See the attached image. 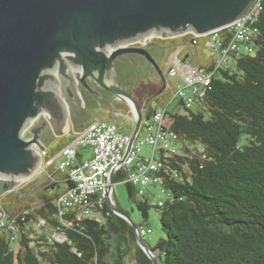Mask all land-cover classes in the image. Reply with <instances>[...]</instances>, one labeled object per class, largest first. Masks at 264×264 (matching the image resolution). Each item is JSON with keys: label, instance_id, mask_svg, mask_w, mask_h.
Returning <instances> with one entry per match:
<instances>
[{"label": "trees", "instance_id": "trees-1", "mask_svg": "<svg viewBox=\"0 0 264 264\" xmlns=\"http://www.w3.org/2000/svg\"><path fill=\"white\" fill-rule=\"evenodd\" d=\"M254 26L252 53L233 56V65L218 69L192 109L167 111L164 127L176 135L180 147L177 154L159 156L164 168L158 186L163 195L169 194L159 200L162 206L159 201L153 206L165 235L155 248L160 264H264V0ZM222 37L226 42L227 29ZM192 41L191 34L159 40L173 45ZM156 91L139 85L134 98L142 106ZM170 91L149 103L145 118L167 102ZM123 109L129 112L127 106ZM48 176L50 184L37 192V207L24 205L19 212L12 200H2L8 227L0 235V264H153L139 247L134 229L109 203L102 223L63 216L71 223L61 230L66 240L52 239L60 225L56 200L73 185L64 174ZM125 177V170H119L113 184ZM58 180L66 185L64 190ZM124 184L146 224L150 194L139 195L135 186Z\"/></svg>", "mask_w": 264, "mask_h": 264}, {"label": "water", "instance_id": "water-1", "mask_svg": "<svg viewBox=\"0 0 264 264\" xmlns=\"http://www.w3.org/2000/svg\"><path fill=\"white\" fill-rule=\"evenodd\" d=\"M254 1L0 0V194L38 170L40 152L54 140L44 117L60 136L68 130L67 111L73 132L80 133L96 121L99 107L123 102L135 117L129 151L147 106L167 89V76L148 51L152 43H145L147 38L223 29ZM130 55L143 57L162 83L142 106L116 83V62ZM113 176L111 172L110 185ZM109 206L136 231L127 214ZM136 238L152 263L160 264L161 256Z\"/></svg>", "mask_w": 264, "mask_h": 264}, {"label": "built area", "instance_id": "built-area-1", "mask_svg": "<svg viewBox=\"0 0 264 264\" xmlns=\"http://www.w3.org/2000/svg\"><path fill=\"white\" fill-rule=\"evenodd\" d=\"M260 1L255 0L240 19L228 27L201 36L191 34L193 45L199 38L206 39V43L216 56L210 70L192 66L189 61L181 60L178 53L170 54L166 63L167 76L170 78L180 77L181 84L174 89L167 102L158 107L150 118L144 117L142 128L129 151L135 117L133 109L127 105L129 112L123 110L120 116L123 118L124 126L131 127L130 132L121 131L118 125L111 121L94 122L62 148L58 155L56 169L66 175L67 180L73 186L67 188L56 200V217L60 225L52 231V239L66 240L61 230L62 227L71 226V223L63 221V216L73 215L77 220L90 217L102 223V211L105 205L109 202L115 205L113 201L114 184L110 185L109 183L111 172L115 174L124 169L126 177L122 183L135 186L139 195H144L146 188L150 185H161L162 180L158 174L164 168V161L159 157L160 154L171 156L178 152L173 146V142L177 141L176 135L164 127L168 109L171 108L174 101H177V105L179 104L176 106L178 110H181L182 107L192 109L196 101L204 98L212 77L218 69L225 67L233 56L253 52L252 40L257 33L254 24L260 9ZM224 29H227L229 33L226 42L222 37ZM165 39L168 38L149 37L145 43ZM142 133L143 135H141ZM145 146L151 148V157L141 156ZM85 149L91 150L90 157L79 158V151ZM156 154L159 156L157 157ZM46 157L47 151L44 149L40 152L43 162L39 171H45L53 164L54 159L44 161ZM3 198L4 195H0V235L8 227L7 216L1 206ZM162 202L159 201L158 205L162 206ZM109 214L107 211L104 216L107 217ZM40 224L43 225L44 221H40ZM150 232L151 230H146L144 226H137L135 234L143 238Z\"/></svg>", "mask_w": 264, "mask_h": 264}, {"label": "rangeland", "instance_id": "rangeland-1", "mask_svg": "<svg viewBox=\"0 0 264 264\" xmlns=\"http://www.w3.org/2000/svg\"><path fill=\"white\" fill-rule=\"evenodd\" d=\"M231 62H229L230 64ZM233 65V63H231ZM230 64V65H231ZM150 81L153 83L158 84L157 78L154 77L153 74H149ZM172 94V90L170 91ZM169 93V95H171ZM169 97V96H168ZM122 108L126 105L125 103H122ZM124 105V106H123ZM177 106V101L172 102L171 108H175ZM124 110V109H123ZM143 135V133L141 134ZM173 146L178 149L180 147L178 141L173 142ZM91 155V150L90 149H85L81 150L78 153L79 158H89ZM152 155V150L148 146H145L142 149L141 156L142 157H151ZM158 157L159 155L156 154ZM50 179L45 175V172L39 171L38 170L33 174L30 178L27 180L17 184L14 186L12 189L7 190L3 192L0 195H4L3 199L12 200L14 202V206L18 209L19 212L22 211V208L24 205H28L29 207H37L39 204L38 198H37V192L41 187L47 186L50 184ZM162 187H152L149 186L146 189V193L150 194V201L149 204L151 207L149 208V215H148V220L145 221L142 218L140 212L137 210L135 204L129 200L127 191H126V186L124 183L119 182V183H114V189H113V201L115 204H117L118 208L124 212L125 214L128 215V217L137 225V226H144L146 230H151L150 233L146 234L145 237L142 238V241L146 244L147 247H149L152 251L155 252L156 244L157 242L164 238L165 235L161 230L160 222H159V217H158V212L153 207L159 200H165L167 199V195H163L161 193ZM151 193H154L155 196H153ZM17 198V199H16ZM9 202V201H8ZM34 229L41 232L40 227L35 225ZM132 264V263H128Z\"/></svg>", "mask_w": 264, "mask_h": 264}, {"label": "crops", "instance_id": "crops-1", "mask_svg": "<svg viewBox=\"0 0 264 264\" xmlns=\"http://www.w3.org/2000/svg\"><path fill=\"white\" fill-rule=\"evenodd\" d=\"M181 37H183V36H181ZM176 38H180V37H176ZM168 39H175V38H168ZM168 39H165V40H168ZM206 42H207L206 39L199 38V39H197V43L195 45H190V44L187 45V44H183L180 42H178L174 45L173 44H166V47L164 49L165 56H163V58H162L160 55V57L155 58V59L158 61L161 69L165 72L166 76H167V73H166V71H167V67H166L167 59L170 56V54H172V53H178L179 58L181 60L189 61V63L192 66L202 67V68H205L207 70H210L213 67L216 56L214 55L212 50L209 48V46ZM229 62H231V60ZM149 74H153L154 77L155 76L159 77L155 70H154V73L149 72L147 74L148 77H149ZM144 78L145 77L143 76L142 79H144ZM180 84H181V78L180 77L170 78L167 76V89L166 90H168V88H170L172 91H174V89ZM121 105L122 104L120 101H114V102H109V103L99 107L96 110V121L95 122H103V121L110 122L111 121V122L116 123L118 125V127H124L123 118L120 116V114L123 112V108ZM43 119L47 122V127H48L51 135L54 138V140L51 141L50 144L48 146H46V148H45V150L47 151V157L44 159V161L49 160V159H54V162L47 169H45L44 172H45V175L47 177H49L48 173L54 174L55 176L58 175L59 177H61L62 174L59 173L56 169L57 168V162H58V155H59L60 151L62 150V148L65 147L79 133L73 132L72 121L70 120V116H69L67 111H66V119H67V123H68V130L66 133H64L60 136H56L54 134V132H53L48 120L46 119V117H44ZM130 131L131 130L129 128L124 130V132H130ZM42 162H43V159L40 158V165L42 164ZM40 165H39V167H40ZM56 183H58L59 188L61 190H64L66 188V185L64 184V182H61L60 180H58ZM60 189H58V191Z\"/></svg>", "mask_w": 264, "mask_h": 264}, {"label": "flooded vegetation", "instance_id": "flooded-vegetation-1", "mask_svg": "<svg viewBox=\"0 0 264 264\" xmlns=\"http://www.w3.org/2000/svg\"><path fill=\"white\" fill-rule=\"evenodd\" d=\"M151 43L152 46L148 48V51L154 58H158L160 55L163 58V56H165L164 49L166 44H161L159 40H153ZM115 67L117 85L133 97L135 88H138L139 85H145L148 90L152 91H158L162 87L159 77L155 76L158 80V84L148 80L147 74L149 72L154 73V68L141 56L130 55L127 60H123L121 63L116 62ZM143 76L145 77L144 79H142ZM98 92L102 94L106 100H114L112 95L100 90ZM84 97L86 102L91 101V97L88 93H85Z\"/></svg>", "mask_w": 264, "mask_h": 264}]
</instances>
